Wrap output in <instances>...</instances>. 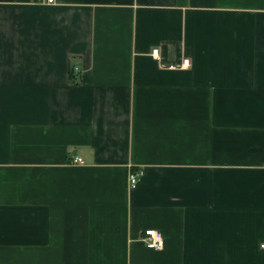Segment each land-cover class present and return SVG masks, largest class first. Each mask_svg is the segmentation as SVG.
<instances>
[{
	"label": "crops",
	"instance_id": "crops-1",
	"mask_svg": "<svg viewBox=\"0 0 264 264\" xmlns=\"http://www.w3.org/2000/svg\"><path fill=\"white\" fill-rule=\"evenodd\" d=\"M263 244L264 0H0V264Z\"/></svg>",
	"mask_w": 264,
	"mask_h": 264
},
{
	"label": "built area",
	"instance_id": "built-area-1",
	"mask_svg": "<svg viewBox=\"0 0 264 264\" xmlns=\"http://www.w3.org/2000/svg\"><path fill=\"white\" fill-rule=\"evenodd\" d=\"M41 2L48 3V4H56L58 0H40ZM74 70L76 72L79 71L78 67H75ZM75 162L84 163V160L80 157H76L74 159ZM143 174L142 170H134L131 169L128 175V183L131 189H135L139 184V179ZM145 242L146 246L150 249L154 250H162L165 246L164 235L161 231L157 229H146L145 234L142 238ZM264 247V244L262 245Z\"/></svg>",
	"mask_w": 264,
	"mask_h": 264
}]
</instances>
